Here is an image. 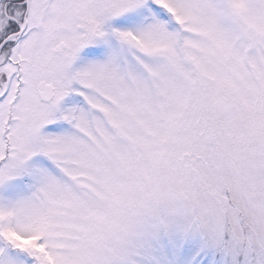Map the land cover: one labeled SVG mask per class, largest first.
Returning <instances> with one entry per match:
<instances>
[{"label":"snow or ice","instance_id":"6c2138e0","mask_svg":"<svg viewBox=\"0 0 264 264\" xmlns=\"http://www.w3.org/2000/svg\"><path fill=\"white\" fill-rule=\"evenodd\" d=\"M0 264H264V0H0Z\"/></svg>","mask_w":264,"mask_h":264}]
</instances>
